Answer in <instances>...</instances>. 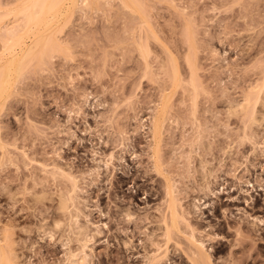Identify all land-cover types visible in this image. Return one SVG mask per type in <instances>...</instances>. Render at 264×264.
<instances>
[{"label":"rangeland","instance_id":"rangeland-1","mask_svg":"<svg viewBox=\"0 0 264 264\" xmlns=\"http://www.w3.org/2000/svg\"><path fill=\"white\" fill-rule=\"evenodd\" d=\"M23 1L0 0L1 63ZM63 3L66 14L41 29L50 47L22 63L0 99V237L10 235L17 264H69L64 228L52 238L42 228L60 214L56 201L30 198L70 188L60 164L78 177L80 219L101 230L91 264H146L168 182L185 209L201 198L203 220L222 226L214 264H264V226L248 231L264 221V121H253L264 114V0ZM250 93L258 100L231 113ZM162 108L158 161L150 127ZM201 157L210 187L200 185ZM176 237L165 264H191L192 246Z\"/></svg>","mask_w":264,"mask_h":264},{"label":"bare ground","instance_id":"bare-ground-1","mask_svg":"<svg viewBox=\"0 0 264 264\" xmlns=\"http://www.w3.org/2000/svg\"><path fill=\"white\" fill-rule=\"evenodd\" d=\"M63 1L64 0H24L22 5L19 6V8L16 9V11L14 12L15 15H16V13H18L19 16L23 17V21H22L23 24L21 25V23H22L21 22L22 17H21V19H20L21 28L17 27L18 29L17 28H16V30L13 29L14 31H12L10 33V37L8 38V40H6L7 42L5 45L6 46L5 49H8V50H5V51L11 50V53H9L10 51L8 52L10 54V55L8 54L10 56L9 58L8 57L6 59L2 58V63L0 61V63H1L0 64V99L2 96H6V95L8 96L9 95L7 92H8V89L10 88L11 79L13 80V77H14L13 74L15 72L17 73V72H20L22 70V63L27 62V61H25L27 59L28 60L29 59L31 60V58L33 59L34 55L35 54L38 55L37 53H39V52H40V54H39L40 56H41V52L42 53L46 52V51L43 52L42 48L48 47V46H46V44L49 43L48 41H50V40L47 41V39L43 36L45 34H42L41 31H43V30H41V29L43 27H46L45 29L50 28V25L53 22H55V20L57 21L58 17L60 18V16H63L64 14H66V10H67L66 8H68V7L66 5H65L66 7L64 6ZM65 1H68V0H65ZM135 1H137V0H135ZM73 2H74V0H73ZM127 2H129V1H127ZM132 3H130V4H132ZM127 5H129V4H127ZM133 5H135V4H133ZM13 11H11V12H13ZM14 18H15V16H14ZM52 26L53 25H51V27ZM45 29H44V32H45ZM23 30L25 31L24 33L28 34V35L24 36L25 34H21L20 31L23 32ZM6 34H7V32H6ZM31 36H33L32 38H34L32 40L33 42L31 41L32 43L27 45L24 39L31 37ZM51 37H52V35H51ZM54 40H55V38H54ZM52 41H53V38H52ZM52 41L50 42L49 47H50ZM52 47H53V45H52ZM48 48H46V49H48ZM54 52H55V50H54ZM4 55H5V53H4ZM26 65H27V63H26ZM24 67H25V65H23V68ZM18 74H20V73H18ZM13 83H12V85H13ZM10 89H9V92H10ZM252 90L257 91V90H259V87L257 88V87L253 86ZM254 92L252 94H255ZM252 94L246 96L244 98V100L242 102H240L239 104H236L235 106H230V107H232V108H230V111L233 109L231 111V113L234 110L235 111H238V110L245 111L246 109H248V107L252 104V101L254 99H257V98L253 99ZM257 95H258V93H257ZM162 107H166V103H164L162 105ZM165 115H167L165 113V110L163 108L160 109V111H158V114L155 116V118L152 122V126L150 127L151 128L150 130L152 131V137H153L152 139L154 140L152 142V143H154L152 146L153 147V153H154L153 155L155 156V159L157 158L156 160H158V161H159V154L161 152L160 151L161 150L160 149V144H161L160 138H161V135L163 134L162 129H163V123L165 120L164 119ZM262 116H261V118L260 117H258V118L253 117V121H255V122L258 121L259 123L263 122L264 116L263 117ZM68 168H70V167L68 166ZM55 169H56V172L59 174V176H61L62 178H65V180L66 179L68 180L66 182L70 183L68 185V188L69 187L70 188L68 190L67 189L64 190L61 188L60 190L56 191V193H55L56 197H53L54 193L51 194V192L43 191V192L39 193V191L33 190L30 192V195H31L30 198H32L31 201H33L34 205H35V203H39V202L44 203V201H47V200L56 201V204H55L56 205V211L59 212L60 214L55 215L53 221L50 224L46 225L44 223V226L43 227L41 226V227L44 228L43 230L45 231V233L48 236H50L51 238L54 236V234L57 230L64 228V232L67 233L65 242L63 244L64 246L67 247V249L65 250L66 251L65 252L66 263L68 262L69 264H91L93 261V258L95 256L94 255L95 251H94L93 246H91L92 245L91 242L101 233V230L97 226L98 224L97 225H96V223L94 224L93 221L91 219H89L88 215H85V218H86L85 221H82L80 219V215L83 212L80 209V207H78L79 201H78V196L76 195V193L79 189V186H78L79 182L77 179L78 177H76L73 173H71V171H72V170H70L71 168L68 170L65 166H63L61 164L56 166ZM198 169H199V175H200L199 180L201 181V183L199 182L200 185H202V187L203 186L208 187L210 184L211 171L208 168V162L206 160H204V158H202V157L199 160V168ZM197 172H198V170H197ZM168 184L169 185L167 186L168 187V189H167V196H168L167 206L165 207V209L162 213L160 212V216L157 217L156 226H154L151 230H149V232L147 234L148 241H149L148 246H152V247L154 246L155 249H154L153 253H151L147 257L146 264H165L164 261H166L168 263L170 261V259H172V258H169V248H170L169 243L172 240H174L176 236L182 238L183 235H184L183 238L187 241V244L192 246V247L189 246L190 248H192V253L189 254L190 255L189 257L192 261L191 264H214L213 253H212L213 247L211 246L210 243H212L213 241H217L218 239H223L219 235V233H217L218 230L222 229V226L221 225H219L218 227H216L214 225L212 226L203 220V218L207 217V215H205L206 212L203 211V210L207 209V207H208L207 205L204 206V204H207L206 201L202 205L201 203H199V202H201L200 201L201 198L199 201H197L198 200L197 199L196 202H198V204L194 202L195 205L193 204V206H194L193 210L189 211L187 208L185 209L184 206L181 205L180 200L176 195V190H175L174 186L170 182H168ZM28 191H29V189H28ZM211 192L215 194V192H213L212 190H211ZM15 194L16 193L14 192V195H13L14 197H15ZM11 196H12V194H11ZM34 205H33V207H34ZM186 210H188L189 212L188 211L186 212ZM124 212H125V216H126L125 221L129 222V221H132V219H134V218H132L134 215L129 208L123 210V213ZM188 214H189V216H188ZM191 215H192V218L194 217V219H191V217H190ZM204 223H206V224H204ZM228 223L230 224V222H228ZM249 223H250L249 224L250 227H248L249 233H251V232L257 233L258 227L261 225L264 226V221L262 219H258V218L251 219ZM93 225H94V227H93ZM227 227H228V225H227ZM259 231H261V230H258V232ZM174 235H176V236H174ZM75 240L78 244V247L76 246L77 248L71 247L72 246L71 242H73ZM163 240H164V243L161 244ZM181 240H183V239H181ZM12 244H13V242H12L9 234H5L3 238L0 237V264H17V256L18 255L16 256V254L12 253ZM122 244L126 247V249H129V250L133 249L135 246L133 244V239L130 237L127 238L126 240H124ZM208 244H210V247L208 246ZM145 246H147V244ZM13 248H14V246H13ZM255 254H257V256H258L260 253L255 252ZM254 259H256V258H254Z\"/></svg>","mask_w":264,"mask_h":264}]
</instances>
